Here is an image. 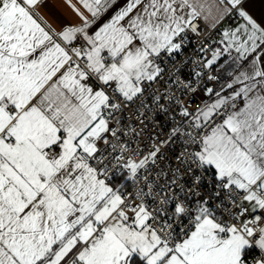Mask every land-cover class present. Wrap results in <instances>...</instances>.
<instances>
[{"label": "snow or ice", "instance_id": "1", "mask_svg": "<svg viewBox=\"0 0 264 264\" xmlns=\"http://www.w3.org/2000/svg\"><path fill=\"white\" fill-rule=\"evenodd\" d=\"M65 3L0 0V264H264V18Z\"/></svg>", "mask_w": 264, "mask_h": 264}, {"label": "crops", "instance_id": "2", "mask_svg": "<svg viewBox=\"0 0 264 264\" xmlns=\"http://www.w3.org/2000/svg\"><path fill=\"white\" fill-rule=\"evenodd\" d=\"M72 3L79 7L77 0H72ZM46 5V8L41 9V14L49 21V23L55 24L53 14L65 21L71 22L74 20V15L65 3V0H46ZM250 9L258 18H264V0H250Z\"/></svg>", "mask_w": 264, "mask_h": 264}, {"label": "built area", "instance_id": "3", "mask_svg": "<svg viewBox=\"0 0 264 264\" xmlns=\"http://www.w3.org/2000/svg\"><path fill=\"white\" fill-rule=\"evenodd\" d=\"M209 33L208 32H205L204 34H202V35H200V36H193V38H192V42H191V45H190V47H188L187 49H186V51H188V52H192L193 51V49H195V48H198L199 47V45H200V43L202 42V41H204V37H205V35H208ZM219 38V36L218 35H216V34H211V39L212 40H217ZM207 43H210V41H208ZM203 55H205V56H208V57H210V55H211V53L210 52H206V53H204ZM195 58V57H194ZM169 87H170V85H169ZM185 100H187V99H189V97L188 96H185V98H184ZM193 99V103L190 105L191 107H195L197 104H199V103H201V99H202V97H201V93H197L196 94V96L194 97V98H192ZM140 127H141V125H139V124H137L136 125V128H137V131H139L140 130ZM153 130V126H152V124L151 123H149V127H148V129H146V131H152ZM155 130H159L158 128L157 129H155ZM166 131V130H165ZM145 138L143 137V136H141V141H143ZM132 147H136V144H135V142H133V144L131 145Z\"/></svg>", "mask_w": 264, "mask_h": 264}]
</instances>
